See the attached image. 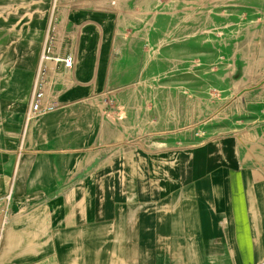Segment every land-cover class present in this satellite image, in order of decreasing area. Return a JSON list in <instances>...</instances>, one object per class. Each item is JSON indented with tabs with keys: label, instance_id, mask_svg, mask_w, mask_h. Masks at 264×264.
I'll return each instance as SVG.
<instances>
[{
	"label": "crops",
	"instance_id": "1",
	"mask_svg": "<svg viewBox=\"0 0 264 264\" xmlns=\"http://www.w3.org/2000/svg\"><path fill=\"white\" fill-rule=\"evenodd\" d=\"M51 1L0 0V171L19 151L0 264H264V130L96 156L105 130L77 86L109 85L140 38L122 31L154 29L163 0H57L73 84L23 129ZM259 35L264 54V19Z\"/></svg>",
	"mask_w": 264,
	"mask_h": 264
},
{
	"label": "rangeland",
	"instance_id": "2",
	"mask_svg": "<svg viewBox=\"0 0 264 264\" xmlns=\"http://www.w3.org/2000/svg\"><path fill=\"white\" fill-rule=\"evenodd\" d=\"M52 7L51 1L49 14ZM262 8L264 0H163L154 29L123 30L126 36L139 32V42L129 48L127 41L119 66L112 62L109 85L104 86V78L91 91L77 86L82 90L77 98L91 105L105 130V138L94 142L96 156L140 146L186 147L252 128L263 131ZM180 20L185 27L175 24ZM249 40L252 45L243 44ZM18 156L17 150L2 166L0 198L12 197Z\"/></svg>",
	"mask_w": 264,
	"mask_h": 264
},
{
	"label": "built area",
	"instance_id": "3",
	"mask_svg": "<svg viewBox=\"0 0 264 264\" xmlns=\"http://www.w3.org/2000/svg\"><path fill=\"white\" fill-rule=\"evenodd\" d=\"M57 0H53L52 12L45 30L44 40L37 58L27 108L23 118V129L39 116L61 108L60 95L73 84L72 71L75 57L70 45L60 46L55 20ZM10 199L0 198V247L5 229Z\"/></svg>",
	"mask_w": 264,
	"mask_h": 264
}]
</instances>
